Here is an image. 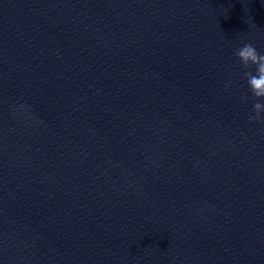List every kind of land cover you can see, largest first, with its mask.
Wrapping results in <instances>:
<instances>
[{"label":"water","instance_id":"95a60500","mask_svg":"<svg viewBox=\"0 0 264 264\" xmlns=\"http://www.w3.org/2000/svg\"><path fill=\"white\" fill-rule=\"evenodd\" d=\"M245 42L264 0H0V264H264Z\"/></svg>","mask_w":264,"mask_h":264},{"label":"clouds","instance_id":"9594fccd","mask_svg":"<svg viewBox=\"0 0 264 264\" xmlns=\"http://www.w3.org/2000/svg\"><path fill=\"white\" fill-rule=\"evenodd\" d=\"M233 55L243 69L242 77L254 98L248 120L264 121V52H260L251 42H245L235 49ZM248 99L245 93L242 100L246 102Z\"/></svg>","mask_w":264,"mask_h":264}]
</instances>
